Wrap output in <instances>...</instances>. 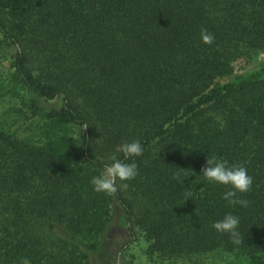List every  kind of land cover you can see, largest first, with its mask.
Instances as JSON below:
<instances>
[{"label": "trees", "instance_id": "16d2710c", "mask_svg": "<svg viewBox=\"0 0 264 264\" xmlns=\"http://www.w3.org/2000/svg\"><path fill=\"white\" fill-rule=\"evenodd\" d=\"M0 44V103L20 101L0 110V264H125L141 234L166 260L264 264V66L235 73L264 53V0H0ZM131 141L142 156L118 158L139 174L95 191ZM213 156L247 168V207L200 176ZM227 213L239 246L212 227Z\"/></svg>", "mask_w": 264, "mask_h": 264}, {"label": "clouds", "instance_id": "9594fccd", "mask_svg": "<svg viewBox=\"0 0 264 264\" xmlns=\"http://www.w3.org/2000/svg\"><path fill=\"white\" fill-rule=\"evenodd\" d=\"M200 35L203 43L209 45L213 43L214 36L206 29H202ZM143 151L139 141L123 142L117 145L115 152L109 157L111 163L107 164L99 175L94 176L91 180L95 191L115 193L118 190L117 181L126 182L134 179L139 174L137 163L122 161L118 158V154L123 153L126 159H132L142 156ZM201 172L200 176L208 183L222 185L229 189L222 194V198L230 206H248V201L239 195L249 192L253 186V177L248 174L246 167L236 164L229 165L227 161L213 156L206 157V165L201 169ZM176 178L180 179L179 174ZM122 186L126 188L127 184L122 183ZM240 223V218L237 215L227 213L212 227L219 233L229 235L231 242L239 246L244 241L239 230Z\"/></svg>", "mask_w": 264, "mask_h": 264}, {"label": "rangeland", "instance_id": "374dc122", "mask_svg": "<svg viewBox=\"0 0 264 264\" xmlns=\"http://www.w3.org/2000/svg\"><path fill=\"white\" fill-rule=\"evenodd\" d=\"M14 50L9 47H2L0 44V81H2L9 72L13 70L12 62L14 61ZM264 66V53L260 55L258 59L250 63L241 62L237 65L236 74H243L252 71L258 67ZM232 77L221 79L226 82L231 80ZM14 105L19 106L20 101L7 100L6 102L0 103V110L5 111ZM110 241H115L118 245L124 242L130 241L128 230L125 226V219L123 217L122 210L118 207L114 213V219L112 222V231L109 235ZM151 243L142 234L139 239L133 242L129 250L123 256V263L125 264H247L248 258L224 254V253H213L199 260H179V259H162L158 254L152 253L150 250Z\"/></svg>", "mask_w": 264, "mask_h": 264}]
</instances>
